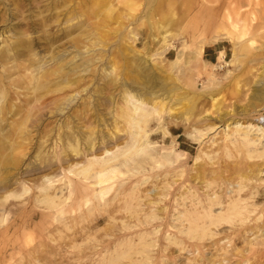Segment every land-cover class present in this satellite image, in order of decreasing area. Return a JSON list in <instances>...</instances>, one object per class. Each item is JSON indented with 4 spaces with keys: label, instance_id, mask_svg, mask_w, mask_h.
Returning a JSON list of instances; mask_svg holds the SVG:
<instances>
[{
    "label": "rangeland",
    "instance_id": "374dc122",
    "mask_svg": "<svg viewBox=\"0 0 264 264\" xmlns=\"http://www.w3.org/2000/svg\"><path fill=\"white\" fill-rule=\"evenodd\" d=\"M105 1L0 0V264H264V0ZM54 59L77 83L35 90Z\"/></svg>",
    "mask_w": 264,
    "mask_h": 264
},
{
    "label": "bare ground",
    "instance_id": "6f19581e",
    "mask_svg": "<svg viewBox=\"0 0 264 264\" xmlns=\"http://www.w3.org/2000/svg\"><path fill=\"white\" fill-rule=\"evenodd\" d=\"M97 1H99V0H97ZM93 2H95V1H93ZM102 5V4H101ZM100 6V5H99ZM103 11H104V15L106 16V17H109V16H111L110 15V13H112V9L113 8H111V5H110V3H109V1H105L104 2V4H103ZM100 10V9H99ZM149 13V12H148ZM75 27V26H74ZM91 27V26H90ZM88 31V30H87ZM93 31V30H92ZM84 32V31H83ZM88 32H91V31H88ZM85 34V33H84ZM95 34V33H94ZM88 36H89V34H87ZM87 35H85L86 37H88ZM84 36V35H83ZM98 36H100L101 37V35H98ZM85 37V38H86ZM57 38V37H56ZM94 39H96L95 37H93ZM92 38V39H93ZM99 38V37H98ZM96 39V40H99V39ZM102 38V37H101ZM103 39V38H102ZM88 39H86V41H87ZM21 41V40H20ZM84 41V40H83ZM105 42H106V40H104ZM122 41V40H121ZM95 42V41H94ZM99 42V41H98ZM100 42H102V40L100 41ZM104 42V43H105ZM166 39L163 37V43H165L166 44ZM83 43H85V42H83ZM76 44V43H75ZM82 45V44H81ZM100 45V44H99ZM10 46V45H9ZM70 46H72V45H70ZM89 46V45H88ZM104 46V44H102V46L101 47H103ZM86 47H87V45H86ZM91 47V46H90ZM105 47H106V45H105ZM108 47V46H107ZM89 48V47H88ZM93 48H95V45H94V47ZM92 48V51L94 50ZM119 48V47H118ZM77 49V48H76ZM87 49V48H86ZM122 49V48H121ZM120 49V50H121ZM61 50V49H60ZM123 51H124V49H122ZM127 50V49H126ZM77 51V50H76ZM88 51V50H87ZM97 51V50H96ZM55 51H53L52 53H54ZM57 53H59L58 51H56ZM62 52V51H61ZM75 53V52H74ZM77 53V52H76ZM86 53V52H85ZM95 52H93V54H94ZM121 53L123 54L124 52H122L121 51ZM60 54V53H59ZM64 54V53H63ZM112 54V53H111ZM15 56H19L20 55V53L19 52H15V54H14ZM55 55V54H54ZM53 55V56H54ZM73 55V54H72ZM75 55V54H74ZM59 56V55H58ZM69 56V55H68ZM93 56V55H92ZM94 56H95V54H94ZM99 56V55H98ZM2 57H4L3 59H2V61H4L5 63H7V61L12 57V56H10L9 55V53L7 54V52H6V54H4ZM33 57V56H32ZM49 57V56H48ZM76 57V56H75ZM118 57H119V55H118ZM132 57V56H131ZM53 58V57H52ZM51 58V59H52ZM55 58V57H54ZM81 58V57H80ZM87 58V57H86ZM95 58V57H94ZM28 59V58H27ZM32 59V58H31ZM63 59H64V57H63ZM67 59V58H66ZM72 59V58H71ZM85 59V58H84ZM110 58H108V60H109ZM112 59V58H111ZM110 59V60H111ZM116 59V58H115ZM125 59V58H124ZM14 60V59H13ZM73 60V59H72ZM72 60H70V61H72ZM88 60V59H87ZM93 60V59H92ZM95 60V59H94ZM108 60H106V61H108ZM110 60H109V62H110ZM114 60V59H113ZM141 60V59H140ZM62 59H59L58 61H57V59H56V61H55V59H54V65H56L52 70L51 69H49V70H44L43 71V66H42V70H40L39 72H38V70H37V74L36 75H34V74H32L31 76H30V80L32 79V77H33V79H35L36 81H38L39 80V78L40 77H43V78H45V82H39L38 84H37V87L36 88H34L35 90H38V89H45V90H50V88L51 87H54L55 89L54 90H62L63 89V87H66L67 85H73V84H76L77 83V78L76 77H71V74H73L74 76H76V74H77V67H79V64H78V62L77 63H72L73 65L71 66V67H68L67 68V66H63L62 64ZM67 61V60H66ZM66 61H64V62H66ZM75 61V60H74ZM84 62V61H83ZM85 62H87L86 61V59H85ZM89 62V61H88ZM88 62L86 63V64H88ZM95 62V61H94ZM104 62V61H103ZM108 62V63H109ZM67 63V62H66ZM80 63V62H79ZM113 63V62H112ZM45 64V63H44ZM68 64H69V62H68ZM67 64V65H68ZM81 64V63H80ZM85 64V63H84ZM84 64H83V66H84ZM85 64V65H86ZM107 64V63H106ZM111 64V63H110ZM114 64H116V62L114 61ZM113 64V65H114ZM34 65H36L35 64V61L34 60H30L27 64H24V63H18V65L17 66H19V68H21V69H23V70H32V71H34V70H36L35 68L34 69H31V67H33ZM53 65V66H54ZM117 65V64H116ZM127 65V64H126ZM125 65V67H127ZM81 67H82V65H80ZM88 66V65H87ZM129 66V65H128ZM67 69H66V68ZM80 67V68H81ZM85 67V66H84ZM112 67V66H111ZM114 67H116L115 65H114ZM132 67V66H131ZM15 68H16V66H15ZM40 68V67H39ZM88 68V67H87ZM130 68V67H129ZM155 68V67H154ZM48 69V68H47ZM30 70H29V73L28 74H30ZM80 70V69H79ZM86 70V69H85ZM113 70H116V68H113L112 67V70H111V72L113 71ZM124 70V69H123ZM130 70L131 69H127L125 72H126V74L127 73H130ZM139 70V69H138ZM19 71V70H18ZM120 71V70H119ZM122 71V70H121ZM132 71V70H131ZM10 72V71H9ZM12 72V71H11ZM14 72V71H13ZM79 72V71H78ZM86 72V71H85ZM105 72V71H104ZM110 72V73H111ZM115 72V71H114ZM124 72V73H125ZM20 73H22V72H20ZM81 73V72H80ZM83 73V72H82ZM166 73V72H165ZM26 74V73H25ZM106 74H108V73H106ZM118 74H121V72L120 73H118ZM168 74V73H167ZM22 75V74H21ZM54 75V77H51V76H53ZM72 75V76H73ZM90 75V74H89ZM123 75H125V74H123ZM170 75V74H169ZM77 76H79V73H78V75ZM83 76V75H82ZM129 76V75H128ZM166 76V75H165ZM171 76V75H170ZM14 77V76H13ZM101 77V76H100ZM141 77V76H140ZM173 77V76H172ZM27 78H28V76H27ZM42 78V79H43ZM82 77H80V79H81ZM84 78V77H83ZM129 79L128 80H130V77H128ZM132 78H134V79H136L137 78V73H136V75H133V77ZM167 78H171V77H167ZM166 78V79H167ZM41 79V78H40ZM133 80V79H132ZM152 80V79H151ZM33 81V80H32ZM44 81V80H43ZM84 81V80H83ZM134 81V80H133ZM162 81V80H161ZM167 81V80H166ZM84 83V82H83ZM86 83V82H85ZM32 84H35V83H32ZM153 84V83H152ZM151 84V85H152ZM34 86V85H33ZM33 86H32V89H33ZM173 86V85H172ZM85 87L86 86H84V89H85ZM75 89H76V87H74ZM173 88V87H172ZM75 89H73V90H75ZM53 90V91H54ZM71 90V89H70ZM73 90H71V91H73ZM90 90V89H89ZM122 90V89H121ZM170 90V89H169ZM258 90V89H257ZM260 90V89H259ZM64 91V90H63ZM67 91V90H66ZM76 91V90H75ZM91 91V90H90ZM256 91V90H255ZM255 91H253V92H255ZM9 92V91H8ZM33 92V91H32ZM38 92V91H37ZM43 92V91H42ZM77 92V91H76ZM124 92V91H123ZM167 92V91H166ZM57 93V92H56ZM63 93H65V92H63ZM69 93V92H68ZM257 93V92H256ZM255 93V94H256ZM5 94V93H4ZM67 94V93H66ZM78 94V93H77ZM134 94V93H133ZM168 94H170V93H168ZM125 95H127V94H125ZM171 95V94H170ZM257 95H258V97L260 98V99H262L263 100V96H264V89H261L260 91H258V93H257ZM67 96V95H66ZM69 96V95H68ZM71 96V95H70ZM39 97V96H38ZM62 97V96H61ZM61 97H59L60 98V101H61ZM65 97V96H64ZM35 98V97H34ZM127 98H128V96H127ZM129 98H131V97H129ZM128 98V99H129ZM136 98V97H135ZM134 98V99H135ZM256 98V97H255ZM54 99V98H53ZM68 99V98H67ZM145 99V98H144ZM147 100L149 101V102H152L153 103V106L152 107H154L155 106V102L153 101V99H152V97H148L147 96ZM146 100V101H147ZM62 101H63V99H62ZM137 101V100H136ZM139 101V100H138ZM147 101V102H148ZM259 101V100H258ZM143 102V101H142ZM146 102V103H147ZM262 102V101H261ZM54 103H55V101H54ZM139 103V102H138ZM140 104V103H139ZM214 104V103H213ZM137 105V104H136ZM262 105H263V103H262ZM29 106V105H28ZM65 106V105H64ZM120 106V105H119ZM187 106V105H186ZM185 106V107H186ZM260 106V105H259ZM264 106V105H263ZM126 107H128V106H126ZM171 107V106H170ZM183 107V106H182ZM190 107V106H189ZM188 107V108H189ZM9 110V109H8ZM134 110V109H133ZM140 110V109H139ZM28 111V110H27ZM130 111L131 110H128L127 108H122L120 111H118L119 112V116L121 117V118H123L124 120L123 121H127L128 120V118H129V116H131L132 114H130ZM5 112V111H4ZM39 112V111H38ZM136 112V111H135ZM163 112V111H162ZM133 116V115H132ZM161 116V115H160ZM261 116V115H260ZM259 116V117H260ZM133 118H136V116L135 117H133ZM132 118V119H133ZM28 119V118H27ZM131 119V120H132ZM137 119V118H136ZM135 120V119H134ZM136 121V120H135ZM120 122V121H119ZM132 122H134V121H132ZM118 123V122H117ZM136 122H134V125H136L135 124ZM8 124V123H7ZM25 125H26V121H25V123H24ZM113 124V123H112ZM22 125V124H21ZM138 125V124H137ZM70 126V125H69ZM117 126V125H116ZM90 127V126H89ZM118 127V126H117ZM116 127V128H117ZM121 127V126H120ZM135 127L136 126H133V128L135 129ZM138 127V126H137ZM27 128V127H26ZM59 128V127H58ZM91 128V127H90ZM124 128V127H123ZM83 129V128H82ZM120 129V128H119ZM122 129V128H121ZM137 129V128H136ZM135 129V130H136ZM19 130H20V128H19ZM253 130V129H252ZM262 130V129H261ZM85 131V130H84ZM96 131V130H95ZM264 131V130H263ZM19 132V131H18ZM75 132V131H74ZM135 132V131H134ZM16 133V132H15ZM20 133V132H19ZM21 134V133H20ZM61 134V133H60ZM82 134V133H81ZM14 136V135H13ZM80 136V135H79ZM94 136V135H93ZM110 136V135H109ZM243 137H242V139H240V143H239V145L240 146H243V145H245L246 147L250 144V142H253V140L252 141H250V138H248L247 137V133H243V135H242ZM22 137V136H21ZM66 137V136H65ZM98 139V138H97ZM124 139H125V137H124ZM74 140V139H73ZM100 140V139H99ZM139 140H141V139H139ZM238 140V139H237ZM16 141H17V139H16ZM120 141V140H119ZM14 142V141H13ZM113 142V141H112ZM149 142V141H148ZM232 142V141H231ZM68 143V142H67ZM120 143V142H119ZM138 143V142H137ZM118 144V143H117ZM146 144V143H145ZM233 144L235 145L236 144V142H233ZM19 145V144H18ZM76 145V144H75ZM83 145V144H82ZM91 145H92V143H91ZM138 145V144H137ZM141 145H143L142 144V141H140L139 142V146H141ZM173 145V144H172ZM80 146V145H79ZM21 147V146H20ZM149 147V146H148ZM17 148H18V146H17ZM16 148V149H17ZM151 148V147H150ZM106 149V148H105ZM108 149V148H107ZM19 150V149H18ZM2 151V150H1ZM91 151V150H90ZM248 151H250L249 149H247V155H246V159L245 160H247V159H251V158H254L255 156H259V155H261L260 153H257V155L256 154H250V152L248 153ZM262 151H264V150H262ZM39 152V151H38ZM107 152V151H106ZM146 152V151H145ZM173 152V151H172ZM226 152V151H225ZM230 152V151H229ZM241 152V151H240ZM108 153V152H107ZM243 153V152H242ZM80 154V153H79ZM232 154V153H231ZM238 154V153H237ZM245 154V153H244ZM5 155V154H4ZM8 155V154H7ZM14 154H12V156H13ZM110 155V154H109ZM138 155V154H137ZM15 156V155H14ZM90 156V155H89ZM229 156V155H228ZM103 157V156H102ZM243 157H245L244 155H243ZM104 158V157H103ZM106 158V157H105ZM181 158V157H180ZM237 158V157H236ZM15 158H12V161L14 160ZM239 160V159H238ZM16 161V160H15ZM224 161V160H223ZM237 161V160H236ZM80 162V161H79ZM91 162H93V161H91ZM96 162V161H95ZM225 162V161H224ZM246 162V161H245ZM13 163V162H12ZM64 163V162H63ZM217 163V162H216ZM242 163V162H241ZM93 164H95V163H93ZM235 164H237V162L235 163ZM244 165L239 169V170H241V172H242V174H236V177L237 178H239V181L236 183L237 184V186H236V193H239V191L241 190V189H243V187H244V183H245V181H247L248 179H250V178H253L254 176H253V173H255V172H253V170L251 171V161H250V163L248 162V160H247V164H245V163H243ZM92 165V164H91ZM239 165V164H238ZM101 167V166H100ZM106 167H107V165H106ZM108 168V167H107ZM232 168V167H231ZM231 168H229V169H231ZM236 167H234V169H235ZM239 168V167H238ZM248 168H249V170H248ZM108 169H111V167L110 168H108ZM108 169H107V171H108ZM234 169H233V171H234ZM1 170V169H0ZM88 170V169H87ZM90 170H91V168H90ZM101 170V169H100ZM99 170V171H100ZM104 170V169H103ZM103 170H101V171H103ZM165 170V169H164ZM213 170V169H212ZM228 170V169H227ZM248 170V171H247ZM82 171H84V170H82ZM92 171V170H91ZM105 171H106V169H105ZM107 171H106V173H107ZM200 171H202V169L200 170ZM230 171V170H229ZM255 171V170H254ZM260 171V170H259ZM8 172V171H7ZM98 172V171H97ZM109 172V171H108ZM215 172H216V170H215ZM231 172V171H230ZM258 172V171H257ZM101 173H103V172H101ZM105 173V172H104ZM244 173V174H243ZM95 174H97L96 173V171H95ZM215 174V173H214ZM104 175V174H103ZM211 175V174H210ZM219 175V174H218ZM221 175V174H220ZM219 175V177H222V176H220ZM86 176V175H85ZM105 176H106V174H105ZM214 176V175H213ZM93 177V176H92ZM199 177V176H198ZM204 177V176H203ZM228 177V176H227ZM124 178V177H123ZM224 178H226V177H223V178H219V181L220 182H224V183H226V185L227 184H229V183H231L228 179H231V181L232 180H234L235 179V177L234 176H230V177H228V178H226V179H224ZM232 178H234V179H232ZM103 178L100 176L99 178H98V182H101V180H102ZM216 179H217V177H216ZM201 180V179H200ZM203 181V179L200 181V182H202ZM2 182V181H1ZM0 182V183H1ZM95 183V182H94ZM97 184V183H96ZM108 184V183H107ZM218 184V183H217ZM223 184V183H222ZM235 185V184H234ZM109 188H110V186H109ZM212 188V187H211ZM109 190V189H108ZM230 190V189H229ZM216 191V190H215ZM107 192V191H106ZM230 192V191H229ZM159 193V192H158ZM213 193V192H212ZM219 193V192H218ZM217 193V194H218ZM221 193V192H220ZM234 193V192H233ZM213 194H215V193H213ZM156 195V194H155ZM207 195V194H206ZM223 195V194H222ZM231 195V194H230ZM241 195V194H240ZM19 196V195H18ZM212 196V195H211ZM46 197V196H45ZM209 197V196H208ZM207 197V198H208ZM237 197V196H236ZM236 197H231V198H229V200L227 201V203H226V205L224 206V208H225V210H223V211H220V212H217V213H215L214 215H212L211 213V211L209 210L207 213H205L204 215H202V218H206L207 219V217L209 218V219H207L206 221H208V223L210 222V225L211 224H214V225H219V224H221V223H223V222H231V221H233V219L235 218V217H238L240 214H241V210H242V208H243V204L242 203H240V199L241 198H236ZM213 198V197H212ZM215 198H216V196H215ZM101 199V198H100ZM210 199V198H209ZM151 200V199H150ZM148 201V200H147ZM205 201V200H204ZM213 201H215V200H213ZM101 202V201H100ZM147 203V202H146ZM209 203H210V201H209ZM219 203L220 202H213L212 203V205L213 204H215V205H219ZM224 203V202H223ZM211 204V203H210ZM222 205V204H221ZM201 206H204V205H201ZM210 206V205H209ZM214 206V205H213ZM207 207V206H206ZM214 208V207H213ZM113 210V209H112ZM146 210V209H145ZM159 210V209H158ZM160 210H161V208H160ZM194 210V209H193ZM207 210H208V208H207ZM211 210H213V209H211ZM56 211V210H55ZM64 211V210H63ZM196 211V210H195ZM198 212V211H197ZM62 213V212H61ZM185 213H186V211H185ZM189 213V212H188ZM51 214V213H50ZM59 214H60V211H59ZM191 214V213H190ZM200 214H202V213H200ZM111 215V214H110ZM152 215V214H151ZM185 215V214H184ZM194 215H195V213H194ZM199 214H197V216H198ZM48 216V215H47ZM200 216V215H199ZM199 216L198 217H196V220H204V219H200L199 218ZM153 217H154V215H153ZM152 217V218H153ZM189 218H191V217H189ZM188 219V218H187ZM255 221H257V220H255ZM196 222V221H195ZM191 223V222H190ZM201 223V222H200ZM203 224L205 223V222H202ZM192 224H194L193 222H192ZM203 224L202 225H198V229H196L197 230V232H198V230L200 231V233L202 232V234L204 233V236L206 235V231H205V229L206 230H208V226H206L205 224H204V228H203ZM236 224V223H235ZM238 224V223H237ZM197 225V224H196ZM196 225H194L195 227H196ZM208 225V224H207ZM209 225V226H210ZM213 225V226H214ZM240 225V224H239ZM190 226V225H189ZM194 226H192L191 227V229L194 227ZM232 226V225H231ZM250 226V225H249ZM264 226V220H262L261 221V224H258V230L259 229H261V232H262V234L264 235V227L262 228V227ZM233 227V226H232ZM257 227V226H256ZM252 229H253V227H251ZM250 228V229H251ZM190 229V230H191ZM195 228H193L192 229V232L193 231H196V230H194ZM219 229H222V228H219ZM219 229H218V232H219ZM249 230V229H248ZM224 232V231H223ZM234 232V231H233ZM242 232H243V230H242ZM241 232V233H242ZM251 232V231H250ZM254 232V231H253ZM194 233V232H193ZM196 233V232H195ZM220 233V232H219ZM240 232H238V234H239ZM246 233V232H245ZM210 234V233H209ZM227 234V233H226ZM195 235V234H194ZM199 235V234H198ZM198 235H196V236H198ZM208 235V234H207ZM201 236V235H200ZM199 236V237H200ZM239 236V235H238ZM243 236V235H242ZM203 237V236H202ZM226 237H229L228 235H226ZM244 238H245V236H243ZM214 238V237H213ZM217 238V237H216ZM214 239V240H216V241H214L213 243H214V245H215V247L214 248H216V246H217V244H218V242H217V239ZM241 238V237H240ZM229 239V238H228ZM206 240V239H205ZM239 240V239H238ZM245 240V239H244ZM210 241V240H209ZM229 241V240H228ZM149 242V241H148ZM215 242H217V243H215ZM231 242V241H230ZM212 243V242H211ZM210 243V244H211ZM197 244V243H196ZM201 244H203V243H201ZM209 244V243H208ZM234 244V243H233ZM198 245V244H197ZM204 245V244H203ZM131 246V245H130ZM133 246V245H132ZM192 246V245H191ZM194 246V245H193ZM196 246V245H195ZM205 246V245H204ZM226 246V245H225ZM137 247V246H136ZM199 247V246H198ZM210 247H211V245H210ZM219 247V246H218ZM197 248V247H196ZM204 248V247H203ZM132 249V248H131ZM220 249V248H219ZM221 250H222V248H221ZM233 250V249H232ZM232 250H230V251H232ZM242 250H245V249H242ZM130 251V250H129ZM160 251V250H159ZM199 251H202V250H200L199 249ZM214 251H215V249H214ZM132 252V251H131ZM162 252V251H161ZM216 252V251H215ZM214 252V253H215ZM220 252V251H219ZM223 252V251H222ZM242 253H243V251H242ZM163 254V253H162ZM167 254V253H166ZM121 255V254H120ZM169 254H167V256H168ZM221 255V254H220ZM166 256V257H167ZM199 256V255H198ZM251 256H253V255H251ZM121 257H123V255L121 256ZM130 257V256H129ZM169 257V256H168ZM205 257V256H204ZM213 257V256H212ZM215 257V256H214ZM159 259V258H158ZM220 259V258H219ZM223 259V258H222ZM168 260V259H167ZM199 260V259H198ZM197 260V261H198ZM210 262H212L210 259H208ZM245 260H247V259H245ZM194 261V260H193ZM208 261V262H209ZM162 262V261H161ZM196 262V261H195ZM209 262V263H210ZM214 262V261H213ZM212 262V263H213ZM218 262V261H217ZM255 262V261H254ZM117 263V262H116ZM123 263H125V261L123 262ZM122 263V264H123ZM208 263V264H209ZM105 264V263H104ZM213 264H215V262L213 263ZM256 264V263H255Z\"/></svg>",
    "mask_w": 264,
    "mask_h": 264
}]
</instances>
